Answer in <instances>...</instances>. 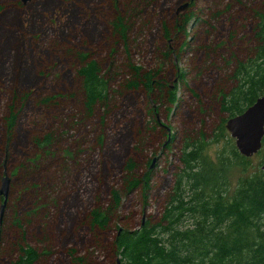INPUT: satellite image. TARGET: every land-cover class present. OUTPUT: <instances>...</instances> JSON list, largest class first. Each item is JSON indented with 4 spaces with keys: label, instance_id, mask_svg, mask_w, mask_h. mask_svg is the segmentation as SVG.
Wrapping results in <instances>:
<instances>
[{
    "label": "rangeland",
    "instance_id": "obj_1",
    "mask_svg": "<svg viewBox=\"0 0 264 264\" xmlns=\"http://www.w3.org/2000/svg\"><path fill=\"white\" fill-rule=\"evenodd\" d=\"M184 1L188 0H117V5L113 0H31L27 4L0 0V7L12 5L11 10L0 11V22L8 26L0 29V39L10 31L8 44L0 45V165L4 166L0 192L3 178L10 180L3 214L0 193V230L28 227L24 244L37 249L38 264H75L74 256H86L92 264H112L109 250L118 226L138 229L145 220L160 221L181 167L185 138L205 136L210 142L226 118L216 94L230 85L233 57L242 60L252 48L256 13L264 10V2L198 0L192 8L198 17L190 26L192 44L181 52L179 45L174 46L186 74L183 82H176V70L165 58L169 41L164 29ZM132 2L134 15L127 36L121 39L114 34L113 22ZM69 49L87 52L100 63L109 82L108 104L92 117L83 115L76 70L69 68L73 62L58 60ZM159 67H165L169 85L177 84L179 103L171 113L163 105L154 128L150 104L156 109L157 103L142 90H126L124 85L132 69ZM13 88L26 100L15 102L19 120L10 141L5 117L14 101ZM43 99L54 102L41 106ZM167 129L174 140L164 149ZM52 133L57 140L50 147L51 155L42 154L35 166H28L40 154L34 139ZM131 160L138 164L139 175L149 171V160H155L145 193L148 200L144 203L141 190L124 195L111 229L98 232L90 227V213L110 206L113 190L122 191L125 166ZM260 160L258 155L250 158L253 171ZM241 177L235 172L233 183ZM8 242L21 244L16 234L9 235ZM2 249L0 264H11L19 255L18 249L12 253L5 246Z\"/></svg>",
    "mask_w": 264,
    "mask_h": 264
},
{
    "label": "trees",
    "instance_id": "obj_2",
    "mask_svg": "<svg viewBox=\"0 0 264 264\" xmlns=\"http://www.w3.org/2000/svg\"><path fill=\"white\" fill-rule=\"evenodd\" d=\"M113 1L119 5L117 0ZM197 1L181 2L180 6L190 3L188 11L176 14L169 26L168 22L165 24L164 37L169 41L165 58L176 70V82H183L186 74L179 67L178 51L174 46L179 45L181 52L192 44L194 38L190 34V26L198 19L192 8ZM145 2H141L136 10ZM22 4L17 3V6L22 7ZM133 5L132 2L128 11L113 22L114 34L121 39L129 31L130 20L134 15ZM11 6L5 4L0 7V11L11 10ZM256 14V23L250 37L253 46L246 51L242 60L237 56L233 57L235 67L229 72L230 85L228 89L216 94L226 118L218 126L214 139L208 142L205 136L201 139L190 136L185 138L179 156L181 167L175 175L169 201L160 221L154 223L152 220H145L138 229L118 226L109 250L112 264H264V152L261 150L257 154L261 160L258 169L253 171L250 159L240 155L235 141L225 128L229 119L243 114L260 97H264V10ZM0 29L7 30L8 26H3L0 22ZM9 32L3 33L4 40L0 39V45L5 43ZM237 34L238 31L231 37L234 39ZM65 53V58L58 60L62 63L65 59L73 62L69 68L74 66L76 70L78 98L83 115L92 117L99 107L108 104L109 82L100 63L91 59L87 52L69 49ZM26 77L22 76L21 80ZM129 77V82L124 85L126 90H142L147 98H152L157 103L156 109L150 104L149 116L156 120L152 122L155 124L154 128H158L157 116L161 107L164 105L166 111L171 113L179 103L177 84H168L165 67L151 71L134 68ZM15 91L13 88V93ZM17 94L15 92L14 101L8 106L5 117V128L10 141L16 134L19 120L15 102L19 98L21 102L26 100L25 96ZM53 102V99H43L40 105L48 107ZM168 130L164 131V149L169 148L171 140H174ZM56 140L55 133L35 138L34 144L40 154L31 158L28 166H35L42 154L50 156V147ZM153 161L149 160V171L143 175H139V167L135 161L131 160L126 164L122 191L111 192V202L107 208L98 207L91 211L90 227L98 232L109 231L126 194L141 190L144 203L148 200L145 193L149 187ZM22 167L24 165L19 168ZM2 168L3 164L0 165V169ZM235 172H240L242 177L233 183ZM17 173L18 171L15 174ZM2 202L4 204L3 198ZM14 223L20 224L18 218L14 219ZM0 231L3 238L1 253L4 246L10 253L18 249L19 255L11 264H38L37 249L24 244L29 234L28 227L18 225L17 231L2 227ZM15 234L21 244L11 242L9 246L8 236ZM73 260L75 264H92L86 256H74Z\"/></svg>",
    "mask_w": 264,
    "mask_h": 264
},
{
    "label": "water",
    "instance_id": "obj_3",
    "mask_svg": "<svg viewBox=\"0 0 264 264\" xmlns=\"http://www.w3.org/2000/svg\"><path fill=\"white\" fill-rule=\"evenodd\" d=\"M31 0H22L23 4H27ZM190 3L182 4L176 14L179 15L188 11ZM225 128L231 138L235 141V145L240 155L245 158H252L262 150L264 139V97H260L252 106H250L243 114L231 118L227 121ZM155 160L153 161V165ZM264 171V166H263ZM1 196L4 198L2 214L7 204L8 188L10 180L5 176L2 180Z\"/></svg>",
    "mask_w": 264,
    "mask_h": 264
},
{
    "label": "bare ground",
    "instance_id": "obj_4",
    "mask_svg": "<svg viewBox=\"0 0 264 264\" xmlns=\"http://www.w3.org/2000/svg\"><path fill=\"white\" fill-rule=\"evenodd\" d=\"M22 1V0H21ZM23 3V2H22ZM229 134V133H228ZM231 137V136H230ZM262 169H263V167H262ZM2 197V196H1ZM3 198V197H2ZM4 199V198H3ZM3 207V206H2Z\"/></svg>",
    "mask_w": 264,
    "mask_h": 264
},
{
    "label": "flooded vegetation",
    "instance_id": "obj_5",
    "mask_svg": "<svg viewBox=\"0 0 264 264\" xmlns=\"http://www.w3.org/2000/svg\"><path fill=\"white\" fill-rule=\"evenodd\" d=\"M1 242V241H0ZM1 244V243H0Z\"/></svg>",
    "mask_w": 264,
    "mask_h": 264
}]
</instances>
